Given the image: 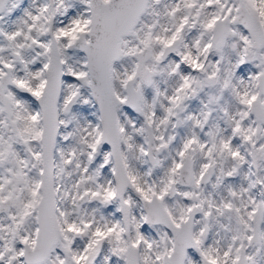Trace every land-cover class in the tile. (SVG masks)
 Masks as SVG:
<instances>
[{
	"label": "snow or ice",
	"instance_id": "1",
	"mask_svg": "<svg viewBox=\"0 0 264 264\" xmlns=\"http://www.w3.org/2000/svg\"><path fill=\"white\" fill-rule=\"evenodd\" d=\"M0 264H264V0H0Z\"/></svg>",
	"mask_w": 264,
	"mask_h": 264
}]
</instances>
